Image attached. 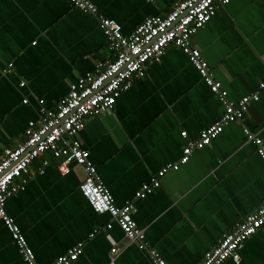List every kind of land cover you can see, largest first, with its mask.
<instances>
[{
    "label": "crops",
    "instance_id": "1",
    "mask_svg": "<svg viewBox=\"0 0 264 264\" xmlns=\"http://www.w3.org/2000/svg\"><path fill=\"white\" fill-rule=\"evenodd\" d=\"M178 0H92L125 34L148 16L164 15ZM214 76L238 100L264 79V0H231L192 36ZM111 57L96 16L70 0H0V153L24 139L39 117V99L56 107L70 84ZM13 63L9 71L3 69ZM24 81V86L20 82ZM27 99V102H24ZM223 103L176 44L146 75L136 78L113 110L89 116L78 137L103 182L132 217L148 244L169 264H199L235 222L264 202V160L244 128L264 142V89L245 118L229 124L210 145L192 152L144 198L135 197L167 164L179 162L188 140L218 120ZM188 133L187 138L181 134ZM44 174L10 197L6 210L33 248L37 264H52L78 242L83 254L72 264H152L109 213L93 210L79 189L85 174L72 164L62 174L48 154ZM42 158L32 163L33 170ZM112 223L111 228H106ZM239 264H264V229L243 244ZM0 264H28L0 218ZM224 264H236L232 259Z\"/></svg>",
    "mask_w": 264,
    "mask_h": 264
},
{
    "label": "built area",
    "instance_id": "2",
    "mask_svg": "<svg viewBox=\"0 0 264 264\" xmlns=\"http://www.w3.org/2000/svg\"><path fill=\"white\" fill-rule=\"evenodd\" d=\"M72 4L87 14L96 16L108 42L111 57L99 62L95 71L86 72L70 84L69 91L56 107L48 108L39 99V117L30 120L24 131V139L15 147L5 148L0 153V218L11 232L19 253L28 264H37L35 253L25 234L14 218L6 210L7 200L24 190L29 180L38 172L44 174L50 163L48 154L59 160L62 174L70 172L71 165L82 167L85 177L79 185L83 196L98 213H109L124 232L125 237L139 249L148 253L152 264H169L160 252L151 247L143 228L132 217L133 202L119 206L115 198L97 172L90 159V153L82 146L78 137L89 116L113 110L121 94L129 90L136 78L146 75L150 61L159 60L172 44L179 46L197 68L205 83L223 103L221 117L202 129L197 138L188 140L183 147L179 162L165 165L150 181L142 183L135 197L144 198L161 184V178L170 170H177L181 163L188 162L193 151L211 144L224 129L233 122L245 118L252 102L259 99V90L264 89V79L258 90L246 94L238 100L228 98V91L214 76L201 50L192 44V36L206 27L216 15L217 9L231 0H178L164 15L148 16L129 34L112 18L98 12L92 0H70ZM9 63L4 71H9ZM25 82H20L24 86ZM27 102V99H24ZM249 141L256 145L259 156L264 160V142L256 133L244 128ZM187 138L186 130L181 132ZM42 158V165L33 170L32 163ZM108 223L106 228H111ZM264 229V202L253 212L233 224V227L209 248L199 264H224L232 259L241 262L240 250L244 242L258 230ZM83 242L69 247L57 256L52 264H72L83 254ZM112 248V261L116 264Z\"/></svg>",
    "mask_w": 264,
    "mask_h": 264
}]
</instances>
